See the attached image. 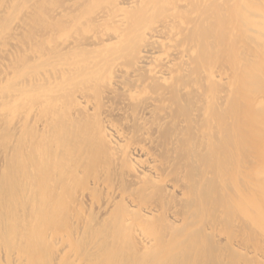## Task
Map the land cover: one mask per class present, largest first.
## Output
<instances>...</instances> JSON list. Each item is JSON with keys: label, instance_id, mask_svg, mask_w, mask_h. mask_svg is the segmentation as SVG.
<instances>
[{"label": "bare ground", "instance_id": "6f19581e", "mask_svg": "<svg viewBox=\"0 0 264 264\" xmlns=\"http://www.w3.org/2000/svg\"><path fill=\"white\" fill-rule=\"evenodd\" d=\"M0 264H264V0H0Z\"/></svg>", "mask_w": 264, "mask_h": 264}]
</instances>
